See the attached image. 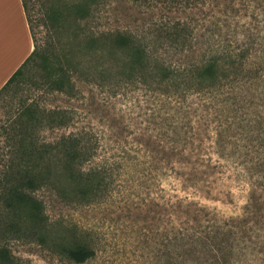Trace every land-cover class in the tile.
Here are the masks:
<instances>
[{
	"label": "trees",
	"instance_id": "trees-1",
	"mask_svg": "<svg viewBox=\"0 0 264 264\" xmlns=\"http://www.w3.org/2000/svg\"><path fill=\"white\" fill-rule=\"evenodd\" d=\"M20 1L32 50L0 87V98L20 83L30 64L48 59L34 38L32 4ZM56 1L51 17L66 21L68 8L76 22L86 18L95 0H80L70 8L64 0ZM129 1L148 14L143 34L89 29L78 38L70 33L72 41L62 54L64 65L57 64L47 89L71 94V69L78 65L75 57L82 54L85 64L80 70L85 75L133 79L143 83L149 95L164 99L185 120L178 126L172 115L160 126L159 138L169 147L165 155L175 154L172 147L180 142H195V152L193 160L191 155L176 159L188 173L174 172V191L180 195L167 202L174 205L172 213L187 214L191 222L169 221L160 242L162 264H185L177 248L209 252L212 264H264V242L258 241L261 232L264 235V0ZM155 9L177 15L160 13L153 18ZM37 102L18 101L0 124V264H21L13 243H34L82 264L95 256L92 244L73 227L52 221L49 206L54 200L94 202L106 191L111 172L91 163L96 146L88 132L76 129L43 138L44 129L67 128L73 116L66 108H46ZM232 137L244 142L239 144L244 149L241 154L237 146L225 152ZM236 152V158L229 154ZM226 170L225 178L245 191L243 204L229 215L206 211L205 205L196 208V201L191 202L195 184L203 186V199L219 200L213 191L227 196L211 185L216 183L212 175L222 181L220 172Z\"/></svg>",
	"mask_w": 264,
	"mask_h": 264
},
{
	"label": "rangeland",
	"instance_id": "rangeland-1",
	"mask_svg": "<svg viewBox=\"0 0 264 264\" xmlns=\"http://www.w3.org/2000/svg\"><path fill=\"white\" fill-rule=\"evenodd\" d=\"M28 1L29 5L32 4L29 12L33 19L34 38L43 48V56L46 55L48 59L46 63L40 58L30 64L20 83L11 85L0 98V124L21 100H37L40 106L46 108L63 107L71 111L72 125L61 129H44L41 136L50 139L61 132L76 129L82 130V133L88 132L96 146L91 163L111 172L110 183L106 191H103V196L94 202L80 204L52 201L48 215L54 222L73 227L79 236H85L92 244L95 256L82 264H162L160 242L169 221L175 224L185 220L191 222V216L187 214L178 211L172 213L174 205H170L167 199L174 200L180 195L179 191H174L173 175L174 172H179L186 176L184 173H188V170L180 168V161L176 159L191 155L189 160H193L195 142L191 145H182L180 142L176 148L172 147L175 154L166 156L165 152L169 147L159 138V131L160 126H164L172 115L179 121L178 126L185 120L180 119L164 99L153 93L149 95L141 82L85 75L80 70L85 64L82 54L75 57L78 65L71 69L74 72L73 92L68 95L47 89L57 64L64 65L62 54L68 50L72 41L70 33L81 38V34L83 36L89 29H104L128 31L139 36L143 34L149 20L147 12L143 8H134L129 0H108L104 4L103 0H95L90 5L86 18L76 17L74 22L69 16L70 10L66 8V21H60L51 17V9L57 7L56 0ZM79 1L63 2L70 8ZM151 13L153 18L160 13L177 15L165 10L159 13L156 9ZM71 15L75 17L74 12ZM63 22L64 27H68L67 30L61 26ZM236 140L235 137L230 139L225 145V152H229L234 146L240 150L239 154L244 151L243 147L239 148L241 142ZM181 146L183 151L180 155L176 154ZM229 154L233 158L237 156V152L235 155ZM227 162L231 163L229 160ZM196 171L198 168L193 172ZM220 173L222 181L214 173L212 176L216 183H209L215 190L220 188L221 191H226V197L221 192L213 191L212 196L219 200L203 199L200 191L203 186L198 183L195 184L196 196L189 200L196 201V208L205 205L206 211L209 209L213 213L229 215L243 204L245 191L241 185L225 178L229 175L227 170ZM180 208L185 209L183 204ZM188 214H191V208ZM200 216L201 211L198 214ZM263 238L261 232L258 241L264 242ZM12 251L19 257L21 264H74L34 243H13ZM237 251L238 248L235 247L234 254ZM176 252L183 256L185 264H212L213 257L209 252L185 248H177ZM245 256L249 258L251 255L247 252ZM255 262L257 263L254 261L244 264Z\"/></svg>",
	"mask_w": 264,
	"mask_h": 264
},
{
	"label": "crops",
	"instance_id": "crops-1",
	"mask_svg": "<svg viewBox=\"0 0 264 264\" xmlns=\"http://www.w3.org/2000/svg\"><path fill=\"white\" fill-rule=\"evenodd\" d=\"M32 50L20 0H0V87Z\"/></svg>",
	"mask_w": 264,
	"mask_h": 264
}]
</instances>
